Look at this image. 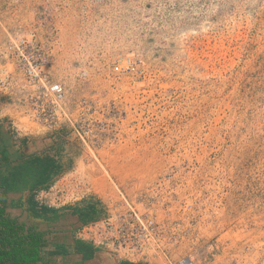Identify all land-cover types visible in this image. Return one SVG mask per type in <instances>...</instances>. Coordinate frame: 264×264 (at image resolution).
I'll return each instance as SVG.
<instances>
[{
  "label": "rangeland",
  "instance_id": "rangeland-1",
  "mask_svg": "<svg viewBox=\"0 0 264 264\" xmlns=\"http://www.w3.org/2000/svg\"><path fill=\"white\" fill-rule=\"evenodd\" d=\"M26 61L62 87L70 161L38 199L152 221L157 264H264V0H0V102L49 134Z\"/></svg>",
  "mask_w": 264,
  "mask_h": 264
},
{
  "label": "trees",
  "instance_id": "trees-1",
  "mask_svg": "<svg viewBox=\"0 0 264 264\" xmlns=\"http://www.w3.org/2000/svg\"><path fill=\"white\" fill-rule=\"evenodd\" d=\"M57 144L52 155H15L11 151L10 131L0 126V264H52L53 256L71 253V243L52 242L47 226L58 219L61 211L34 199L36 192L47 189L70 162L64 147ZM24 190H28V195L23 201ZM9 193L15 196L10 197ZM68 210L81 225L99 216L97 203L90 199ZM72 246L75 253H81L82 261L93 258L95 249L91 243L73 239Z\"/></svg>",
  "mask_w": 264,
  "mask_h": 264
},
{
  "label": "built area",
  "instance_id": "built-area-1",
  "mask_svg": "<svg viewBox=\"0 0 264 264\" xmlns=\"http://www.w3.org/2000/svg\"><path fill=\"white\" fill-rule=\"evenodd\" d=\"M28 69V81L32 85L42 88L43 101L37 112V116L32 119L34 123H39L42 125V128L52 132L60 128L59 123L62 121L60 117V110L62 109L61 99L63 96V90L60 84L56 82H51L49 80V75L46 70H43L42 61H26ZM126 67H130L129 62H126ZM115 69H119V66H115ZM41 92V91H40ZM136 216V215H135ZM152 221L150 220H141L136 216L133 223L127 222V224L121 223L119 227H114L109 221H90L86 224L80 225L77 229L76 237L78 239L90 242L94 248L109 249L122 259L129 260H139L147 259L143 256V246L144 240L148 239L146 236L147 233H150V227L152 226ZM126 227L129 229L125 230ZM152 230V229H151ZM116 233V234H115ZM125 233L126 236H123ZM115 234V235H114ZM121 234V235H120ZM131 234L133 236V241L130 242L128 238ZM116 235L122 237L119 239ZM145 255V254H144ZM136 258V259H135ZM175 264H188L187 259H180Z\"/></svg>",
  "mask_w": 264,
  "mask_h": 264
},
{
  "label": "crops",
  "instance_id": "crops-1",
  "mask_svg": "<svg viewBox=\"0 0 264 264\" xmlns=\"http://www.w3.org/2000/svg\"><path fill=\"white\" fill-rule=\"evenodd\" d=\"M10 116L11 115L7 116L6 110L3 106V104L0 102V126L4 129H8L10 131V134L12 135V139H13V145L11 147V151L15 155L16 154H20V155L21 154H24V155H35V154H37V155L42 156V155H52L53 154L54 149L58 145L57 141H60V140H56L57 139L56 137L61 134L60 132L54 133V131H52L49 134H43V132H37V133L21 132L20 129L18 127H15L16 125L14 123H12V121H10V119H9ZM22 140H24L23 143H22ZM63 151H64V149H63ZM44 190L45 189H41V190L36 192V194L34 196L35 201L38 204L52 206V207L57 208L61 211V214L58 217V219L53 221L51 224L46 223L47 226L49 227L48 229L50 230V236H51L52 242L57 244V243H61V242L66 241L67 243L65 245H68L71 243V247H70L71 253L66 254V256H63V255L53 256V258L51 260L52 264H120L122 262H132L134 264H157V263L150 261L149 259L129 260V259H122V258L113 257L112 255H109V254L105 255V253H103L99 250H96L95 248H94L95 253H94L93 258H91L89 260L82 261L81 253H75L73 251L72 240L78 239L75 236V228L73 227V225H71V226L68 225V224H70V222H72L71 221L72 218L74 221L77 220V222H75L74 225H81L78 221L77 216L72 215L70 213V211L68 210L69 207H73V206L81 204L80 201L71 202V203H68L67 205L61 206V207L51 205L48 203L50 201L47 202V201H42V200L38 199V194L43 193ZM13 194L14 193H9L8 195L10 197H14L15 195H13ZM27 195H28V190H24L23 194H22V200L23 201L26 199ZM23 204L24 205L22 208L25 209V203H23ZM19 210H22V209H19ZM59 224L64 225L63 228H65V229L62 230L60 228V230L58 229V231H57V229L55 230L56 227L59 228L58 227ZM50 248L53 249L52 246H50Z\"/></svg>",
  "mask_w": 264,
  "mask_h": 264
}]
</instances>
